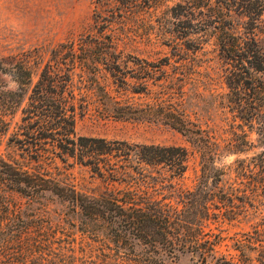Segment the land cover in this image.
Returning <instances> with one entry per match:
<instances>
[{
    "label": "trees",
    "instance_id": "1",
    "mask_svg": "<svg viewBox=\"0 0 264 264\" xmlns=\"http://www.w3.org/2000/svg\"><path fill=\"white\" fill-rule=\"evenodd\" d=\"M154 4L97 0L91 30L79 39L0 59V264H179L186 254L200 264H264V0H185L171 8L185 30L213 33L228 90L223 146L169 107L167 97L139 107L110 99L116 118L163 122L201 153L200 181L193 190H179L177 204L160 191H176L169 182L187 171V148L76 133L77 102L81 108L89 104L100 65L122 85H129L128 76L140 80L137 93L159 80L158 72L168 76L169 58L156 66L142 60L147 66L140 74L123 72L118 49L126 39L111 30L118 25L128 31ZM176 48L182 74L188 58ZM1 75H9L16 88L9 89ZM5 140L18 157L1 152ZM222 153L236 156L231 169L237 181L228 190L226 171L215 164ZM58 160L90 167L102 188L79 191L63 177ZM54 198L64 206L58 219L47 205ZM247 205L260 219L234 238L235 255H218L221 236L206 228L248 214Z\"/></svg>",
    "mask_w": 264,
    "mask_h": 264
},
{
    "label": "rangeland",
    "instance_id": "2",
    "mask_svg": "<svg viewBox=\"0 0 264 264\" xmlns=\"http://www.w3.org/2000/svg\"><path fill=\"white\" fill-rule=\"evenodd\" d=\"M153 1L156 3L153 8L144 11L138 20H134L128 31L118 25H114L111 30L118 31L126 39L118 49V52L123 51V72L140 74L147 66L142 60L156 66L162 59L169 58L171 65L165 67L168 76L158 72L159 80H151L147 90L137 93L136 91L143 89L140 80L128 76L129 85H122L100 65L97 84L89 89V104L81 108L82 102H77L75 129L78 136L83 137L187 148L190 152L187 171L180 179L169 182L176 187V191L173 192L170 187L160 191L163 193L160 197L165 196L177 204L179 190H193L200 181L203 164L201 153L187 136L163 122L116 118L110 99L121 106L132 104L139 107L154 103L158 97H167L169 107L175 106L197 128L213 133L223 146L224 140L228 138V127L222 103L228 90L216 58L213 33L187 31L183 20L172 17L171 8L185 0ZM96 2L97 0H0V59L37 48L49 51L61 43L79 39L91 30ZM176 47L184 50L182 55L185 54L183 57L188 58L187 67L182 74L176 69L180 65L176 64V61H180L176 57ZM38 73L39 70L34 69V83L38 79ZM1 78L9 89L16 88L9 75H1ZM6 140L1 152L18 157L14 149L7 147ZM235 160L236 156L225 153L215 160L216 166L226 171L223 182L226 190L237 181L231 169ZM57 163L63 177L79 191L91 193L102 188V181L90 167L80 164L67 167L59 160ZM16 199L21 200L18 196ZM235 200L237 205L242 206L239 200ZM47 205L53 219H58V214L63 213L64 206L59 199L54 198ZM246 209L248 214L242 213L231 222H212L206 228V231L221 236L218 255H235L234 238L250 232L260 219L259 213H253L249 205ZM179 264L200 263L195 255L186 254L180 256ZM209 264H214V261Z\"/></svg>",
    "mask_w": 264,
    "mask_h": 264
}]
</instances>
